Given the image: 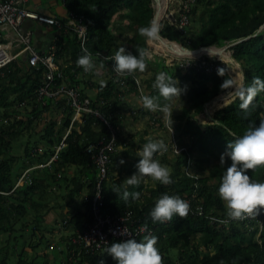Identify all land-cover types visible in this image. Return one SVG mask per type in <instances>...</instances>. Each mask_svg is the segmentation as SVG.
Returning <instances> with one entry per match:
<instances>
[{
	"label": "trees",
	"instance_id": "trees-1",
	"mask_svg": "<svg viewBox=\"0 0 264 264\" xmlns=\"http://www.w3.org/2000/svg\"><path fill=\"white\" fill-rule=\"evenodd\" d=\"M61 3L66 10L65 16H53L57 20L56 25L43 24L49 27V37L45 36L49 42L36 43L35 49L43 55H48L51 50L55 52V62L62 74L61 77L56 78L55 84L79 87L82 103L88 100L91 108L104 119L96 114H83L82 121L75 122L71 128L65 139V146L57 155L58 158L50 165L32 171L31 179H26L18 186L20 174L18 175L16 167L8 156L12 146L22 141L23 130L25 128L35 130L33 119L39 114L48 113L54 106L63 115L60 121L50 122L41 132L40 141L47 149L39 156V161L46 165L55 155V147L70 129L75 110L65 99L39 101L37 90L43 86L48 72L44 65L31 67L28 58L21 57L0 70V121L2 122L0 124V157L2 156L0 235H10L6 238V243L0 247V264L14 262L36 264L33 260L28 261L23 257L24 248L21 252L16 251L21 246V240L18 236H11L16 232L26 233L25 227L31 226L25 224L27 215L32 214L34 217V230L43 225L42 223L47 219L46 213L53 209L58 210L60 207L62 210L66 208L59 204L48 210L45 196L50 186L59 184L60 181L52 171L56 175L65 174V170L71 166H74L85 180L81 182L76 178L69 179L72 181L67 188L70 189V186L74 188L64 195L62 201L74 200L85 187L88 189V198L84 202V210L78 204H69L67 201L70 210L62 213V217L68 219L67 225L72 227L73 233L70 236H62L56 243L57 246L50 247L54 263L62 264V260L59 263V259L63 253L62 259L69 260L71 264H101V261L103 264H117L105 249L96 247L86 249L85 246L73 242V239L78 237L79 231L93 221L90 198L96 193L99 180L98 169L86 150L90 145L98 144L100 141L109 142L111 139L109 126L117 129L124 119L125 111L130 112L135 121L142 115L149 116L153 126L160 125L166 131L169 130L166 123L169 119H174L172 115L165 123L161 121L163 111H153L143 106L141 97L144 94L140 90L141 84L138 81L139 70L124 76L125 86H123L121 84L123 80L117 79L114 75L111 66L113 60L108 59L121 45H125L124 30L114 24L113 17L116 14L135 27L133 43L128 50L138 52L140 48L146 49L147 38L138 29L148 25L155 17L153 0H66L65 2L61 0ZM122 5L128 11L119 15V7ZM187 14L188 21L183 27L180 26V18L176 19L175 25L168 20L162 21L161 37L177 42L188 50L234 44L230 49L233 58L243 68L244 87L252 84L254 77H264V0H196ZM70 15L81 19L82 24L87 28L83 43L75 29L68 24ZM32 21L38 24L36 20ZM23 29L28 30L25 25ZM3 42V33L0 31V43ZM85 49L92 53L96 67L87 72L77 63L78 57L84 54ZM203 62L207 66L216 64L218 69L206 70L195 61L191 62V66L186 67L183 63L169 66L164 61L147 60V65L156 66L157 73L167 72L180 87H185V81L191 84L188 103L181 113L176 115L178 126L175 131L180 139L178 142L181 150L174 161H168L172 169L173 182L163 184L157 181V185L148 189L147 193H141L139 199L129 198L125 201L118 193L112 191L117 185H121L123 189V184L113 180L111 185L109 181L112 178L108 177L109 179H105L102 183L104 212L130 217L126 222L130 229L134 230L141 226L148 229V232L142 233L136 239H141L148 233L157 235L163 264H264V208L258 215L254 212L244 219L229 220L225 202L218 194L223 171L231 163L228 160L226 164H221L220 155L228 142L233 141L250 125L255 123L258 125L260 120H264V91H260L253 98L247 109L241 108L244 97L239 93L233 102L215 112L212 124L204 125L195 116L203 111L206 103L219 94L228 92L232 82L220 61L212 62L208 59ZM182 72L184 74L179 82L177 78ZM223 81L231 83H225L221 87ZM87 86L96 89L93 96L88 95ZM148 87L151 91L147 95L159 96L158 89L153 87V84H148ZM130 94L141 99L140 107L135 109L126 105L125 100ZM171 98L160 96L159 102L169 104ZM21 113L25 119L17 118ZM4 120H7V123ZM117 136L118 146L126 143L120 131H117ZM184 136H188L187 142L183 140ZM30 142L28 140L26 143L27 155L30 153ZM168 145V151L162 153L164 158L177 147L171 141ZM37 154L39 153L35 155ZM117 157V153L111 155L112 164ZM25 167L29 166L25 165ZM192 168L196 171L191 172ZM247 171L253 179L264 180V166H257ZM61 186L59 184L60 188ZM130 186L128 188L130 191L141 192L144 188L143 184ZM165 192L180 194L188 200L189 213L183 217L174 215L168 221L154 222L149 213L156 199ZM226 220L228 222H225ZM20 222L23 227L18 230L17 225L21 224ZM114 240L118 239L111 238L110 242ZM174 251L178 261L173 263ZM46 254L45 259L48 255Z\"/></svg>",
	"mask_w": 264,
	"mask_h": 264
},
{
	"label": "rangeland",
	"instance_id": "rangeland-1",
	"mask_svg": "<svg viewBox=\"0 0 264 264\" xmlns=\"http://www.w3.org/2000/svg\"><path fill=\"white\" fill-rule=\"evenodd\" d=\"M167 2V9L166 14L163 15V18L161 20H168L170 23L174 24L176 23V19L178 11H179V3L178 0H166ZM171 2V3H170ZM153 6L155 8V13L157 9V2L153 0ZM125 11H128L124 8V6L119 7V15L124 13ZM113 20L115 21V26L121 28L124 30L123 32V40L125 42V45L128 49V47H131V44L133 43V36L135 35V27L134 25L129 22L128 20H124V18H120L118 14L114 15ZM39 24V23H38ZM194 24V23H192ZM43 25V24H41ZM114 26V27H115ZM129 27L130 29H128ZM34 40V36H33ZM173 42V41H170ZM177 43V42H174ZM178 45L182 46L181 44L177 43ZM231 45V44H227ZM226 45V46H227ZM130 49V48H129ZM146 49L150 51V58L151 60H156L158 62H166L169 66H174L176 63H180V65L183 63V65H186V62H192L195 61L196 63H201L203 60L208 61V59H211L212 62L220 61L222 65L225 67L227 73L230 75V80L232 82L231 87L228 92L221 93L217 97H215L213 100L209 101L204 105V109L202 112L197 113L195 118L205 124H212V118L218 110L224 108L234 100V93L237 92L236 87H242L241 85L244 84V71L241 66V64L236 61L235 63H230L227 61L222 60L217 55H210L208 53H204L201 56H176L168 51H165L162 49L160 45L153 42V40H146ZM226 52L229 54H232L231 49L229 48ZM231 56V55H230ZM207 59V60H206ZM161 60V61H160ZM237 65V66H236ZM239 65V66H238ZM189 67V66H187ZM156 66L147 65L146 68L143 71L138 72V81L141 84V92L145 95L148 94L151 90L150 87H148V84H153L155 81V75H156ZM184 72L180 74V76L177 78L180 82L181 76H183ZM101 79L103 77L101 76ZM191 87V84L189 81H185V87H181L183 90L181 92V95L177 94L173 98L169 100V110L167 112L163 111L161 113V121L163 120L165 123L166 121L172 117L174 119H169L166 123L169 130L162 129L159 125V127H156L157 125L153 126L152 121L149 116L146 117H140L137 121L134 120V116L130 112L125 111L124 119L119 123V126L117 128V131L121 132L122 139L126 141L125 144L121 143L118 146L117 154L118 157L111 166V171L109 178L111 177L112 180L109 181L112 185V181H117L118 183L123 184V181L125 178L131 176L134 172L137 171L135 165L136 162L140 159L139 157V149L143 146L146 141L150 139H163L166 143H169L171 141L172 143H175L174 151H171L170 153H167L166 157L164 158L163 154H157L155 157L156 159L160 160L162 164L168 165V161H174L176 159V155L181 150V146L179 144L178 136L176 134L175 128L178 126V122L176 120V115H179L183 109L188 103V91ZM86 91L88 92L89 96H93L96 93V89H91L89 86L86 87ZM232 93V94H231ZM221 95H225L227 99H223ZM130 97H127L126 105L128 107L133 106L135 109L141 106V99L136 97L134 94H130ZM229 97V98H228ZM31 110V108H30ZM2 114V112H1ZM18 119H25L24 115L21 113L20 115H17ZM62 114L57 108L54 106L48 113H42L39 114L37 118H34L33 127L35 130H30L28 128H25L23 130V138L22 141L19 143H15L12 146L10 155L8 158H11V162L14 167H16V170L18 172V175L20 174V177L17 181V185L24 183L26 179H31V173L32 171L36 169H41L38 167H41L39 165L44 164L39 161V156L42 155L47 147L44 145L42 141H40L41 138V132L45 129V127L53 121H60L62 118ZM1 117V116H0ZM160 117V116H159ZM3 119V118H2ZM5 123H7V120H4ZM2 122L0 121V124ZM78 129V128H77ZM69 131V130H68ZM66 132V134L68 133ZM65 134V136H66ZM64 136V137H65ZM30 140V146H29V154H25V148L26 143ZM64 138L60 142V144L55 147L54 150H56L60 147L61 143L63 142ZM184 141H188V136L183 137ZM181 142V141H180ZM179 145V146H178ZM64 147V146H63ZM36 153H39L35 155ZM59 153V152H58ZM56 154V153H55ZM2 159V156L0 157ZM124 159L125 163L121 164L120 160ZM50 161V160H48ZM47 161V163H48ZM25 165H28L29 167H25ZM170 168V166H169ZM194 168V167H193ZM191 172H195L196 170L193 169ZM171 169V168H170ZM172 171V169H171ZM52 174L57 176V178L60 180L59 184H61V188L59 187V184H55L50 186L49 191L47 192L45 199L47 202V209L49 210L51 207L62 204V206H65L66 208L60 207L58 210H51L48 214L46 213V220L43 222V225H40V227H37L33 230V227L35 226L34 217L32 214L26 216V222L25 224L31 225L30 227L26 228V233H20L16 232L14 236H18L21 240V246L16 250L17 252H21V250L24 248V258L28 261L33 260L36 264H55L54 263V257L51 254V248L52 246H57L56 243L60 241V239L66 236L72 235V227L67 225L68 219H65L62 217V213H67L70 210L69 204H78L80 208H85L84 202L88 198V189L85 187L84 191L76 196L74 200H67L69 204H67V201L63 197L68 193L74 186H70V189L67 188L68 185L71 184L72 178L79 179V181L84 182L85 177L78 173L77 169L74 166L68 167L65 170V174L63 173H56L52 171ZM25 175V178L23 180L22 177ZM107 178V180L109 179ZM144 186V188L141 190L142 194L147 193L148 189H151V187H155L157 185V180H154L152 178H146L143 179L142 182L139 185ZM56 186V187H55ZM134 186V185H133ZM136 186V185H135ZM128 188L131 186L128 185ZM58 197V198H57ZM66 201V202H65ZM70 216V215H69ZM21 223V222H20ZM22 223L17 225V229H21ZM262 227V226H261ZM53 230V232H48L50 230ZM9 234H1L0 235V247H2L6 243V238H8ZM22 236V237H20ZM59 248V247H58ZM48 255H47V254ZM47 255V259H45L44 255ZM63 254V253H62ZM61 254L59 263L65 262L63 258V255ZM18 258V256H16ZM177 257L175 251L172 252V262H177ZM12 263V262H11ZM16 262L12 263L15 264Z\"/></svg>",
	"mask_w": 264,
	"mask_h": 264
},
{
	"label": "clouds",
	"instance_id": "clouds-1",
	"mask_svg": "<svg viewBox=\"0 0 264 264\" xmlns=\"http://www.w3.org/2000/svg\"><path fill=\"white\" fill-rule=\"evenodd\" d=\"M160 27L159 21L153 18L148 25L139 27L138 31L147 39L155 40L160 38ZM149 58V50L140 48L138 52H133L128 50L125 45H121L113 56L108 57L114 61L113 67L116 73L125 76L136 70L143 71ZM77 63L83 66L86 72L95 67L92 53L86 49L84 54L78 57ZM225 83L231 82L223 81L221 87ZM153 87L158 89L159 96L145 94L141 97L143 106L153 111L167 112L169 105L161 104L160 96L171 98L177 94L181 95L183 90L179 83L177 84L175 79L164 71L157 73ZM260 91H264V77L257 76L254 77L252 84L240 90V94L244 97L241 108L247 109ZM168 148V143L163 139H150L144 143L139 149L140 159L135 165L137 171L124 179L123 189H121V185H117L112 191L118 193L125 201H128L129 198L137 200L141 197V192L139 190L130 191L128 185H139L143 179L149 177L163 184L172 183L173 178L169 166L155 158L157 154L167 152ZM228 160L231 163L223 171L218 187V194L226 205L227 217L232 220L244 219L254 212L258 215L264 208V180L253 179L247 170L264 166V120H260L258 125L256 123L250 125L242 134L227 143L224 152L220 155V163L226 164ZM120 163L124 164L125 160L121 159ZM189 210L190 202L188 200L180 194L165 192L156 199L149 215L154 222H164L171 220L174 215L186 216ZM123 233L128 232L123 228L121 234ZM158 240L159 237L151 233L144 235L141 239H136L131 235L125 240L108 242L105 252L111 255L117 264H163L162 253L157 244ZM64 260L66 261V259Z\"/></svg>",
	"mask_w": 264,
	"mask_h": 264
},
{
	"label": "built area",
	"instance_id": "built-area-1",
	"mask_svg": "<svg viewBox=\"0 0 264 264\" xmlns=\"http://www.w3.org/2000/svg\"><path fill=\"white\" fill-rule=\"evenodd\" d=\"M32 1L33 0H0V31L3 33L4 39V42L0 43V70L21 57L28 58V64L31 67H36L40 64L44 65L47 68L48 72L46 74L43 86H41L37 90L39 101L45 99H51L53 101L65 99L68 104L75 110V116L68 133L64 137L63 142L57 149L56 154L46 165H39L41 166L40 168H42L44 166L50 165L58 158V152L63 146H65V139L69 135L71 128L73 127L75 122L82 121L83 114H96L102 119H104V117H102V115L91 108V104L88 100H85L84 103H82L79 87H72L67 84L57 86L55 84L56 78L62 76L55 62V52L51 50L48 55H43L42 53L37 51L34 46L33 32L31 30H24L23 26L27 20H36L39 24L48 25H56L57 20L52 15L43 14L36 10L29 9L28 5ZM65 1L66 0H64V2ZM171 2H173V0H171ZM195 2L196 0H178L179 11L177 17L181 19V27L187 24V13L190 10V6ZM69 17L70 20L68 21V24L75 29V32L78 33L83 43L87 33L86 26L83 25L82 20L78 19L75 15H70ZM176 23H174V25ZM113 65L114 61L111 63V66L114 70L115 77L117 79L123 80L121 84L125 86V75L117 74ZM191 65L192 63L188 61L184 66L187 67ZM199 66H203V68H205L206 70L218 69V66L216 64H210L209 66H207L205 62L200 63ZM109 129L111 132V139L109 142L104 143V141H100L98 144L90 145L86 150L87 154L91 156V159L96 165L99 172V180L96 185V193L90 198L91 215L93 217V221L86 225L81 231H79L78 237L73 239V242L75 244L83 245L86 249L91 247L105 249L107 243H110L111 238L125 240L130 238L131 235L137 238L142 233H145L146 231L148 232V229L144 226H141L134 230L130 229V227L126 224L130 217L111 215L104 212L102 183L109 177V172L112 164L111 155L116 153L118 149L117 129H114L111 126H109ZM24 178L25 175L21 180H23ZM247 216H251V214ZM123 228L128 233L121 234V230ZM64 264H71V262L69 260H66Z\"/></svg>",
	"mask_w": 264,
	"mask_h": 264
},
{
	"label": "crops",
	"instance_id": "crops-1",
	"mask_svg": "<svg viewBox=\"0 0 264 264\" xmlns=\"http://www.w3.org/2000/svg\"><path fill=\"white\" fill-rule=\"evenodd\" d=\"M28 8L31 10H36L43 14H48V15L57 16V17H64L66 13V10L64 9L62 5L61 0H33L28 5ZM24 25L27 26L28 30H31L33 32V36H34L33 41H34L35 46L37 45L36 43H42V44L47 43L48 41L47 37H49L48 35L49 27H45L44 25H41V24H36L32 20L31 21L27 20ZM45 36L47 37L45 38ZM82 209L84 210L83 207Z\"/></svg>",
	"mask_w": 264,
	"mask_h": 264
},
{
	"label": "bare ground",
	"instance_id": "bare-ground-1",
	"mask_svg": "<svg viewBox=\"0 0 264 264\" xmlns=\"http://www.w3.org/2000/svg\"><path fill=\"white\" fill-rule=\"evenodd\" d=\"M166 9H167L166 0H158L157 10L159 12V16L162 17L164 14H166ZM153 42H155L158 45H160L163 50L168 51V52H170V53H172L174 55H177V56H195V55L201 56L204 53H208L210 55H218V57H220L224 61H227V62H230V63L233 62V59H231V56H229L228 52L221 51L220 49L213 48L211 50H202V51L196 52V53H187L186 51H184V49L180 45H178L177 43H174V42H170V41H168L166 39L165 40L162 39V38L155 39V40H153ZM240 89H241L240 87H236V90H240ZM221 97L223 99H227V98H225V97H227L225 95H221ZM65 262H63L62 264H64Z\"/></svg>",
	"mask_w": 264,
	"mask_h": 264
},
{
	"label": "water",
	"instance_id": "water-1",
	"mask_svg": "<svg viewBox=\"0 0 264 264\" xmlns=\"http://www.w3.org/2000/svg\"><path fill=\"white\" fill-rule=\"evenodd\" d=\"M155 1H156L157 4H158V0H155ZM154 18L157 19V20L159 21V23H161V20H162L163 16H162V17L159 16V12H158V10H157L156 13H155V17H154ZM260 30H261V29H259L258 32H260ZM160 38H162L161 35H160ZM160 38H159V39H160ZM162 39H164V38H162ZM164 40H165V39H164ZM166 40H167V39H166ZM168 41H169V40H168ZM240 41H242V40H240ZM240 41H239V42H240ZM235 44H236V43H235ZM233 45H234V44L227 45V46H224V47L211 46V47L201 48V49H198V50H188V49L184 48L183 46H181V47H182V48L184 49V51H186L187 53H196V52H200V51H202V50H211V49H213V48L220 49L221 51H227V50H228L229 48H231ZM230 55H231V59H233V63L236 64V60L233 58L232 54H230ZM244 84H245V81H244ZM244 84L242 85L241 89L244 88ZM241 89H240V90H241ZM240 90H238L237 92L234 93V99L238 96V94L240 93Z\"/></svg>",
	"mask_w": 264,
	"mask_h": 264
}]
</instances>
